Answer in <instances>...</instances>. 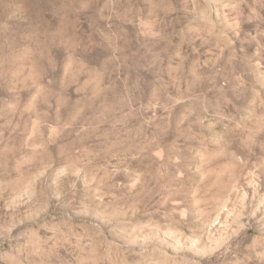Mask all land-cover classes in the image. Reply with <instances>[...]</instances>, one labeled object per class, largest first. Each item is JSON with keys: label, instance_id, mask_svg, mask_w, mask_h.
Returning a JSON list of instances; mask_svg holds the SVG:
<instances>
[{"label": "rangeland", "instance_id": "obj_1", "mask_svg": "<svg viewBox=\"0 0 264 264\" xmlns=\"http://www.w3.org/2000/svg\"><path fill=\"white\" fill-rule=\"evenodd\" d=\"M0 264H264V0H0Z\"/></svg>", "mask_w": 264, "mask_h": 264}]
</instances>
